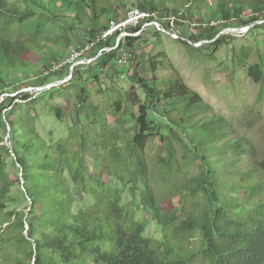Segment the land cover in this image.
<instances>
[{"label": "trees", "instance_id": "16d2710c", "mask_svg": "<svg viewBox=\"0 0 264 264\" xmlns=\"http://www.w3.org/2000/svg\"><path fill=\"white\" fill-rule=\"evenodd\" d=\"M126 2L149 14L147 22L173 17L178 27L184 20L195 24L198 32L184 44L211 41L214 51L232 37L218 36L221 28L214 24L202 28L206 15L217 17L223 24L236 20L241 26L264 18V0ZM125 6L110 0H0V96L6 93L10 75L27 77L26 71L37 69L36 60L48 73L35 80L40 86L51 76L68 72L63 68L49 72L50 62L58 61L53 56L45 57L43 51L46 46L62 45L68 56L74 43L67 34L70 31L80 28L98 51L115 47L111 37L105 41L100 38L112 23L126 18L125 12L120 13ZM244 15L247 17L242 19ZM63 20L69 21L68 26ZM49 26L60 28L61 35L53 33ZM262 26L264 23L253 28ZM140 29L138 25L130 32ZM136 42L137 37L126 36L114 50L101 51L93 63L105 69L116 61L120 48L131 52L138 46ZM237 63L244 64L240 58ZM142 68L147 70L146 76H138L136 69L133 79L147 100L142 101L135 93L126 94L138 106L137 115H132V137L119 143L117 133L108 130L107 139L92 138L95 143L100 140L97 147L107 151L100 172L131 184L132 199L127 204L122 203L119 190L106 189L101 177L88 171L81 153L88 146L87 138L78 122L75 126L79 131L80 154L73 157L68 148L74 135L51 144L38 134L33 116L9 110L13 98L0 102V125L8 129L11 142L9 148L0 140V212L8 207L16 183L21 184L23 198L29 203L27 213L15 209L3 213L0 227L7 226L0 232V249L7 247L12 251H0V262L6 259L5 264H264V156L224 117L213 114L212 107L185 84L162 54L149 58ZM165 69L167 73L163 72ZM246 75L259 86L264 85V61L249 65ZM54 92L65 97L54 87L48 96L53 97ZM20 99L29 107L37 101L31 94H23ZM147 104L160 108L166 114L167 124L188 136L185 142L179 134L174 135L189 147L198 168L188 183L175 184L180 172L168 138L160 140L166 157L156 156V170L147 171L144 154L154 130L148 120ZM77 105L83 112L80 115L90 116V123H97L98 109L83 88L79 89ZM121 105L114 104L116 112H120ZM50 108L55 118L64 123L61 106L52 104ZM11 154L20 172L14 180L6 172V159ZM134 187L140 189L139 199ZM166 189L174 190L175 197L198 193L202 201L194 209L179 210V202H172L173 196L168 198ZM84 195L92 201L85 202ZM137 204L158 221L163 233L161 240L144 235V221L136 217ZM196 236L200 248L194 250L190 240ZM196 255L205 263H197Z\"/></svg>", "mask_w": 264, "mask_h": 264}, {"label": "rangeland", "instance_id": "374dc122", "mask_svg": "<svg viewBox=\"0 0 264 264\" xmlns=\"http://www.w3.org/2000/svg\"><path fill=\"white\" fill-rule=\"evenodd\" d=\"M110 1L115 5L126 4L124 9L121 8L120 13L125 12L127 14L132 9L126 0ZM246 17L244 15L242 19ZM173 19V17H158V21H154L158 23V26L143 19L139 22L141 29L138 32H130L133 26L122 29L121 31L126 30L137 37L138 46L130 49L133 51H131L133 58L123 66H117L116 61H111L105 69H100L93 63L102 52L88 42L87 35L80 28L73 32L70 31L67 34L74 43L68 56L63 51L62 45L46 46L43 51L45 57L53 56L58 61L57 64L50 62L51 71L49 72L61 71L62 68L68 72L66 71L63 76H51L44 85L40 86L35 80L45 78L48 73L36 60L37 69L35 72L26 71L27 77H18L16 74L10 75L9 86L4 89L6 93L0 96V102L4 98H13L14 101L9 110H16L18 113H27L31 117L33 116L36 120L35 126L38 134L51 144L74 135L73 139L70 138L68 148V152L72 156L74 155L73 157L80 154L79 131L75 126V123L78 122V127H82L83 134L87 138L88 146L81 153H83L82 157L88 171L100 176V180L106 189L119 190L122 203L127 204L132 199L131 184L121 183L115 176H108L100 172L101 161L107 158V151L97 147L100 140L96 143L93 141L100 137L107 139L108 130L117 133L120 139L119 143L132 137L134 133L132 115H137L138 106L132 104L127 99L126 94L135 93L142 101L147 100L145 93L138 86L137 81L133 79V74L137 69L138 76H146L147 70H144L142 66L152 56L162 54L179 73L185 84L212 107L213 114L224 117L240 135L249 139L261 156H264V85L259 86L246 75V69L249 65L260 63V60L264 61V27L253 28L255 25H260L259 23L241 26L236 20L223 24L218 22L217 17L206 15V24H203L202 28L214 24L221 28L218 36L232 37L226 44L214 51V45L211 41L189 42L188 46L184 44L190 36L198 32V29L195 24H190L187 20H184L183 24L178 27L173 23ZM168 22L170 24L166 27ZM63 24L68 26L69 21L63 20ZM49 28L57 35L62 33V30L57 26H49ZM241 29L243 32L240 31ZM30 32L35 34L33 29H30ZM110 37L116 42L118 33ZM237 58H240L244 64L239 66ZM163 72L167 73V70L165 69ZM71 76H73L72 79H70ZM96 78L97 82L94 81ZM61 81L64 82L59 83ZM53 87L60 89L65 97L62 98L57 92H54L53 97L48 96V91ZM81 88L86 90L89 100L98 109L100 118L98 117L99 120L96 124L90 123L92 119L90 116L87 118L85 114L80 115L83 112H80L77 105V95ZM23 94H31L36 97V103L29 107L20 99ZM118 102L122 104L120 112H116L114 108V104ZM52 104L61 106L64 123H60L55 118L50 108ZM147 107L148 120L154 128L151 141L146 146L144 154L147 171L156 170V156L166 157V150L160 140L161 137L168 138L174 149L180 172L176 175L175 184L188 183L191 177L196 176L198 168L192 160L189 147L183 142L181 144V141L174 135L179 134L185 142L188 141V136L177 131L172 125H168L166 114L160 108L155 109L150 104H147ZM7 113L8 111L5 112V114ZM0 140H3L2 144L11 148L8 129L5 130L1 125ZM6 163V172L10 174L13 180L17 174L20 176L13 154L6 159ZM64 174L67 175V171H64ZM21 189L19 183H16L12 188L11 199L9 197L7 201L8 207L0 212V222L4 219L3 213L6 211L15 209L16 211L28 212L29 203L24 200ZM133 190L137 193L136 198L139 199V187H134ZM166 193L168 198L173 196L172 202H179V210L183 208L194 209L202 201V197L198 193L196 195L185 193L181 197H175L174 190L166 189ZM83 198L85 202L90 203L92 201L90 196L84 195ZM136 217L138 220L144 221V235L146 237L154 240L163 238L158 221L154 219L150 211L142 208L139 204L136 205ZM6 226L7 224H4L0 227V232ZM190 242L194 250L200 248L198 236L192 238ZM6 249L9 252L11 250L7 247H1L0 251L4 252ZM6 261L3 259L0 264H5ZM195 261L205 263V260L199 255H196Z\"/></svg>", "mask_w": 264, "mask_h": 264}, {"label": "built area", "instance_id": "2783aa9c", "mask_svg": "<svg viewBox=\"0 0 264 264\" xmlns=\"http://www.w3.org/2000/svg\"><path fill=\"white\" fill-rule=\"evenodd\" d=\"M147 17H149V14L141 11L138 8H132L129 10V12L126 15V18L120 22V23H112L110 28L104 32L101 35V40L105 41L107 40L111 35H113L115 32L118 31V37L116 39V45L113 48H104L101 51H105V52H110L112 51L114 48H116L119 45L120 40H123L126 36L129 35H134L132 33H128L126 30L121 31L122 29H124L125 27H130L133 26L131 28H134L136 26L139 25V22L142 21L143 19H146ZM154 24H156L158 26V23L152 21ZM254 23H259L262 24L264 23V18L258 21H255ZM120 31V32H119ZM92 45H94V43H92ZM133 58V55L131 52L127 51L125 48H120L119 50V55L116 58V64L117 66H123L126 62L130 61Z\"/></svg>", "mask_w": 264, "mask_h": 264}, {"label": "water", "instance_id": "95a60500", "mask_svg": "<svg viewBox=\"0 0 264 264\" xmlns=\"http://www.w3.org/2000/svg\"><path fill=\"white\" fill-rule=\"evenodd\" d=\"M240 31H242L243 32V30L241 29ZM64 81H61V82H59V83H63ZM50 87V86H49Z\"/></svg>", "mask_w": 264, "mask_h": 264}]
</instances>
